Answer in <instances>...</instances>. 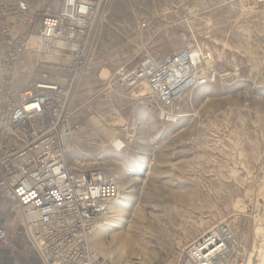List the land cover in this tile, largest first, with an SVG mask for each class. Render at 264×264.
<instances>
[{
	"label": "rangeland",
	"instance_id": "1",
	"mask_svg": "<svg viewBox=\"0 0 264 264\" xmlns=\"http://www.w3.org/2000/svg\"><path fill=\"white\" fill-rule=\"evenodd\" d=\"M32 1L28 28L0 15V30L22 36L25 51L36 49L31 70L60 61L56 48L64 47L39 38L37 12L47 0ZM191 38L212 51L217 72L168 114L147 90H104L118 66L133 65L145 51L170 53ZM79 48L70 109L80 128L70 157L78 168L99 165L120 190L98 218L94 253L184 264L185 246L224 225L235 240L224 264H264V0H104ZM18 56L17 69L30 70ZM114 136L123 147L113 145ZM0 226V264H39L1 197ZM112 248L125 255L115 260Z\"/></svg>",
	"mask_w": 264,
	"mask_h": 264
},
{
	"label": "built area",
	"instance_id": "2",
	"mask_svg": "<svg viewBox=\"0 0 264 264\" xmlns=\"http://www.w3.org/2000/svg\"><path fill=\"white\" fill-rule=\"evenodd\" d=\"M103 3L47 0L39 10L36 33L44 41L63 43L56 48L61 60L38 62L30 71L16 65L26 41L5 27L0 30V197L18 219L19 236L39 264H140L137 258L114 261L94 253L91 240L98 218L118 196L119 185L99 165L78 168L73 165L78 160L70 157L80 128L70 109L81 64L79 47ZM31 10L25 0L0 5L1 16L27 28L35 16ZM216 72L212 51L191 38L170 53L145 51L133 65L118 66L104 90H147L166 115ZM5 236L0 226V243ZM234 243L227 227H214L186 246L184 264H224Z\"/></svg>",
	"mask_w": 264,
	"mask_h": 264
},
{
	"label": "bare ground",
	"instance_id": "3",
	"mask_svg": "<svg viewBox=\"0 0 264 264\" xmlns=\"http://www.w3.org/2000/svg\"><path fill=\"white\" fill-rule=\"evenodd\" d=\"M38 25V23H36ZM35 34V33H34ZM32 39L35 38V35L32 34ZM31 39V40H32ZM38 47V46H37ZM37 58V51L36 49H33L32 47L30 49H27L26 51L24 50L19 56H18V59H17V62L18 64H22V65H26V67L28 69H30L34 64H35V60ZM23 69V68H22ZM31 70V69H30ZM29 70V71H30ZM145 93V90H142V92L140 93L141 95H143ZM139 94V93H138ZM112 142H113V145L117 148H121L123 147L124 143L122 141V139H120L119 137L117 136H114L113 139H112ZM122 178V177H121ZM112 207V206H110ZM119 209H121V204H119L118 206H113V212H117ZM99 241V249H97L100 253L103 254V250L105 249L102 242L100 240ZM123 243H125L124 240H122ZM97 247V248H98ZM186 247V246H185ZM184 247V248H185ZM96 251V250H95ZM110 254H112V257L116 260V259H120L122 258L125 253L119 249V248H112L111 251L109 252ZM101 254V255H102ZM109 254V255H110Z\"/></svg>",
	"mask_w": 264,
	"mask_h": 264
},
{
	"label": "crops",
	"instance_id": "4",
	"mask_svg": "<svg viewBox=\"0 0 264 264\" xmlns=\"http://www.w3.org/2000/svg\"><path fill=\"white\" fill-rule=\"evenodd\" d=\"M8 1H11V0H0V5L6 3V2H8ZM25 1L29 4V6H30L31 9H32L33 6H31V4H30L32 0H25ZM32 2L35 3L36 0H33ZM37 2H38V1H37ZM37 13H39V11H38ZM0 38H1V35H0Z\"/></svg>",
	"mask_w": 264,
	"mask_h": 264
}]
</instances>
